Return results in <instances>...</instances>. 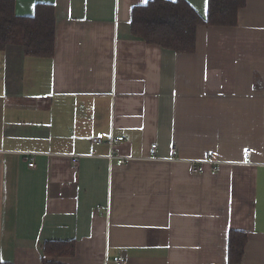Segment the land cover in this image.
<instances>
[{
    "label": "crops",
    "instance_id": "obj_1",
    "mask_svg": "<svg viewBox=\"0 0 264 264\" xmlns=\"http://www.w3.org/2000/svg\"><path fill=\"white\" fill-rule=\"evenodd\" d=\"M148 1L14 0L19 17L53 5L55 44L51 59L0 52L1 262L73 241L57 261L229 264L236 231L240 264H264V0L199 27L192 54L131 34ZM185 1L206 16L207 0Z\"/></svg>",
    "mask_w": 264,
    "mask_h": 264
},
{
    "label": "trees",
    "instance_id": "obj_2",
    "mask_svg": "<svg viewBox=\"0 0 264 264\" xmlns=\"http://www.w3.org/2000/svg\"><path fill=\"white\" fill-rule=\"evenodd\" d=\"M246 0H207V13L201 17L185 0H150L135 6L130 14V32L147 44L176 54H192L196 49L199 27H234L237 14ZM55 44L54 7L36 4L33 14L19 17L14 13V0H0V52L8 45H18L29 59H51ZM247 237L231 231L228 236L227 260L240 264ZM73 241L45 242L42 264H62L56 259L74 255ZM0 264H10L1 262Z\"/></svg>",
    "mask_w": 264,
    "mask_h": 264
},
{
    "label": "built area",
    "instance_id": "obj_3",
    "mask_svg": "<svg viewBox=\"0 0 264 264\" xmlns=\"http://www.w3.org/2000/svg\"><path fill=\"white\" fill-rule=\"evenodd\" d=\"M104 141H106L107 144L109 146H111V145H113V143H117V142L123 141V138L122 137H114L113 135H110L107 139H105V136L103 134H99L97 137L92 139L93 145H96V146H99V145L103 144ZM156 149H157V146L155 144L150 146L149 154H150V158L151 159H155L156 158ZM27 156H28L27 166L29 168H33L34 167V161H33L34 155H27ZM29 156H31V157H29ZM174 156H176L175 150L172 151V157H174ZM244 156H245V159H246L245 163H249L250 160H251V158H250L251 157V150L245 151L244 152ZM77 157L78 156H72L71 159H72V163L73 164H76ZM113 158H115V157H113V156L109 157V159H113ZM126 161H127V159H124V158H116V162H117L118 165H123ZM116 264H124V261L118 260V261H116Z\"/></svg>",
    "mask_w": 264,
    "mask_h": 264
}]
</instances>
